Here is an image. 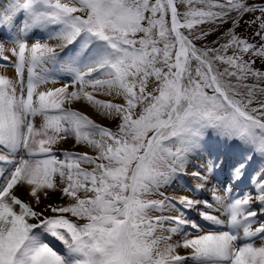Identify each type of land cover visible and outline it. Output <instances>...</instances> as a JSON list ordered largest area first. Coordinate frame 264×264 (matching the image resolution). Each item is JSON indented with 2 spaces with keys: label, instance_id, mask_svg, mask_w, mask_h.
<instances>
[{
  "label": "snow or ice",
  "instance_id": "snow-or-ice-1",
  "mask_svg": "<svg viewBox=\"0 0 264 264\" xmlns=\"http://www.w3.org/2000/svg\"><path fill=\"white\" fill-rule=\"evenodd\" d=\"M0 69V264H264V0H0Z\"/></svg>",
  "mask_w": 264,
  "mask_h": 264
},
{
  "label": "rangeland",
  "instance_id": "rangeland-1",
  "mask_svg": "<svg viewBox=\"0 0 264 264\" xmlns=\"http://www.w3.org/2000/svg\"><path fill=\"white\" fill-rule=\"evenodd\" d=\"M246 19H247V17H246ZM229 26L230 25H226L224 29H221L220 32H218L215 35H213L212 37H210V40L211 39H215L217 35L222 34V32L225 31L226 28L229 27ZM238 31L243 33L244 35H247V36H251L252 35L251 30L249 29V30L246 31L245 30V26H243V25L238 29ZM210 40H209V42H210ZM256 66L257 67H261V63L259 61H257V65ZM0 71H3V69H0ZM71 106L73 108L85 111L87 114H89L94 119H96L98 123H102V124H104L106 126H109V127H114L115 126V122L114 121L104 120L99 115H97L95 113V111L91 107L87 106L86 104H84L82 102L81 103H75V104H73ZM37 122L39 123V118H37ZM59 147H60L61 150L68 149V150H75V151H79V152H88L89 154H95L94 151L90 147H88L87 145H76L75 142L73 140H71V139H69L68 141L62 143ZM18 194L21 195L22 198L28 199V197L24 193V190L21 189ZM168 194H170V195H179V194H182V192L178 188L177 189H169ZM187 194L191 195V193H187ZM65 202L66 201H61L60 193L57 191V192H51L50 199L45 200L44 204H48V203L59 204V203H65ZM43 206L44 205H41V207H43ZM174 239H175V237H174ZM52 244L57 249L61 248V245L59 244V242L52 241ZM255 244L257 246H259L260 240H256Z\"/></svg>",
  "mask_w": 264,
  "mask_h": 264
},
{
  "label": "bare ground",
  "instance_id": "bare-ground-1",
  "mask_svg": "<svg viewBox=\"0 0 264 264\" xmlns=\"http://www.w3.org/2000/svg\"><path fill=\"white\" fill-rule=\"evenodd\" d=\"M7 71H8V74L11 75V73H12V69L9 68ZM182 194H184V193H182Z\"/></svg>",
  "mask_w": 264,
  "mask_h": 264
}]
</instances>
